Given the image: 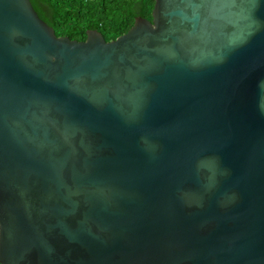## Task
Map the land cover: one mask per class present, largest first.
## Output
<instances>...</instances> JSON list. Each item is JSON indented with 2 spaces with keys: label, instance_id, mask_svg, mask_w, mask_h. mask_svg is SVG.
I'll return each mask as SVG.
<instances>
[{
  "label": "water",
  "instance_id": "obj_1",
  "mask_svg": "<svg viewBox=\"0 0 264 264\" xmlns=\"http://www.w3.org/2000/svg\"><path fill=\"white\" fill-rule=\"evenodd\" d=\"M107 41L0 0V264H264V0H155Z\"/></svg>",
  "mask_w": 264,
  "mask_h": 264
},
{
  "label": "trees",
  "instance_id": "obj_2",
  "mask_svg": "<svg viewBox=\"0 0 264 264\" xmlns=\"http://www.w3.org/2000/svg\"><path fill=\"white\" fill-rule=\"evenodd\" d=\"M58 36L85 40L89 30L107 41L126 33L137 17L152 19L155 0H31Z\"/></svg>",
  "mask_w": 264,
  "mask_h": 264
},
{
  "label": "built area",
  "instance_id": "obj_3",
  "mask_svg": "<svg viewBox=\"0 0 264 264\" xmlns=\"http://www.w3.org/2000/svg\"><path fill=\"white\" fill-rule=\"evenodd\" d=\"M91 1H94V0H91Z\"/></svg>",
  "mask_w": 264,
  "mask_h": 264
}]
</instances>
